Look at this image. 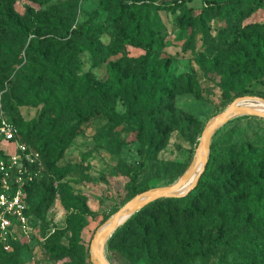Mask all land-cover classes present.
I'll return each mask as SVG.
<instances>
[{
  "label": "rangeland",
  "instance_id": "obj_1",
  "mask_svg": "<svg viewBox=\"0 0 264 264\" xmlns=\"http://www.w3.org/2000/svg\"><path fill=\"white\" fill-rule=\"evenodd\" d=\"M13 1L16 19L7 20L2 18L6 0H0V117L21 129L23 124H42L39 128L53 131L57 143L45 151L47 157L40 154L35 160H39V177L45 178L37 196L43 191L44 200L45 195L50 197L43 204L34 201L27 232L18 236L10 251L0 249V264H92L91 244L97 231L139 193L175 183L192 165L202 132L215 116L239 93L264 98V45L259 54L251 46L252 29L264 27V0L252 14L248 5L234 8L233 13L214 7L229 0H178L179 4L176 0ZM236 13L239 18L233 17ZM143 16L147 24L139 25L138 18ZM138 25L139 34L132 38ZM70 39L71 59L70 51L57 52ZM241 49L249 63L239 72L231 59ZM219 52L228 56L212 68L210 62ZM65 64L73 86L63 87L59 80L36 81L52 65ZM113 71L123 75L120 84L113 80ZM133 75L146 91L162 78L178 80L186 88L176 97V112L164 106L162 129L167 142L149 159L144 158V146L136 136L133 114L137 107L127 123L114 129L103 115L81 121L68 112L100 108L92 91L96 81L113 88L109 103L118 114H130L127 102L116 92ZM149 127L157 129L158 124L152 119ZM254 133L264 137V119L249 115L236 117L216 133L209 179L228 172L230 151L264 153L254 137L245 136ZM56 148L63 149L62 154ZM247 210L254 216L264 215V207L256 213L253 207ZM227 230L230 234L234 227L204 231L203 264H264L263 250L253 243V235L240 237L235 232L218 244L219 235ZM119 232L106 244L108 260L149 264L146 248L128 253L130 238L143 237L133 232L116 239Z\"/></svg>",
  "mask_w": 264,
  "mask_h": 264
},
{
  "label": "trees",
  "instance_id": "obj_2",
  "mask_svg": "<svg viewBox=\"0 0 264 264\" xmlns=\"http://www.w3.org/2000/svg\"><path fill=\"white\" fill-rule=\"evenodd\" d=\"M5 3L7 7L4 8L2 18L8 20L14 17L16 19V14L13 12L14 1L6 0ZM175 4H179V1L176 0ZM214 4V7L228 9V12L232 13L234 8L248 5L249 13L252 14L262 7V0H229L225 3L216 2ZM122 12L123 9L121 8L120 15H122ZM233 17L239 18L240 14H233ZM147 21L146 16L138 18L139 25L147 24ZM139 25L132 30L130 34L132 38L139 34ZM81 30L82 28L78 30L80 31L79 34H81ZM252 30L253 32L255 30L260 32V35L256 33L257 31L254 34L252 32L253 44L251 45L255 48L254 53L259 54L260 51H263V49H260V45H264V39L262 38L264 36V27H256ZM78 31H73L72 34L77 35ZM245 32L244 29L242 32L243 38L246 36ZM152 37L151 33L149 43H152ZM138 43H142V40ZM72 49L73 40L70 39L67 43H62L58 46L57 52L61 54L70 51L69 58L71 59L74 56V50ZM238 53L236 56L232 55L231 64L239 72L245 71L243 69L246 63H249L245 56L246 52L241 49ZM226 56H228L226 52H219L217 59L210 62L211 67H219L224 63ZM54 65H52L51 69H46L43 73L38 74L36 81L45 83L59 80L63 87L67 85L73 86L75 83L70 82L71 74L64 72L67 64L63 66ZM113 76L114 81L119 84L122 82L123 75L120 74V71H113ZM136 81L137 78L133 75L127 80V86H119L120 88L117 89V92L115 90L117 95L119 93V96L127 102L130 114H118L109 103V91H112L113 88L107 89L103 85L96 83V81L92 84V91L93 97L100 104V108H94V110L86 113L78 109L69 110L68 112L76 114L81 121H90L98 115H103L112 124V129H114L127 123L131 119L132 110L137 107L138 111L133 114V118L137 119L138 124L136 136L144 146V158L149 159L162 149L167 142L166 129H162L165 124V117L162 115V112L166 111L164 106L167 105L170 111L176 112V97L185 93L186 88L178 80L163 81L162 78L160 82L156 81L154 87L146 91L136 84ZM239 94L245 96L244 93ZM140 103H142L141 106H138ZM64 110H66V107ZM177 114L180 117L184 116L180 112ZM152 119L158 124L157 129L149 127ZM14 126L18 139L35 150L39 156L41 154L43 157H47L45 151H48L49 148L54 147L57 143V139L53 137V131L39 128L43 126L42 124L35 122L23 124L24 127L22 129L16 125ZM35 134L38 138L35 137ZM245 136L250 140L254 137L253 141L255 144L264 146L263 136L256 133L245 134ZM58 151L62 154L63 149L59 150L56 148V153ZM53 153L50 152L51 155ZM228 161L230 165L227 168L228 172L224 170L215 179H209L212 166V162L209 161L198 186L190 194L179 199L160 200L146 206L120 228V232L115 238H123L127 235L130 237V233L133 232L143 237V239H133V236L130 238L132 246L129 247L128 253H140L142 248H146L149 255V264H196L197 261L203 264L205 263L204 231L208 228L226 230L234 227L233 232L230 234H228L229 230H227L224 232L227 234L219 235L218 244L225 237L235 232L240 237L253 235L255 237L253 243L259 244V248H262L264 253V215L256 214L254 216L247 210L253 207L256 213L257 210H263L264 207V203H262L264 200V153L256 155L233 150L230 151ZM37 163L32 165L36 173L35 179L27 188L26 200L30 216L33 213L34 201L36 202L39 199V202L43 204L50 197L45 195L44 200L43 191L41 195L39 194V197L37 196L45 182L44 176L42 178L39 177ZM245 191H249L251 194L246 195L244 194ZM242 201H246V203ZM239 230L244 231L240 232Z\"/></svg>",
  "mask_w": 264,
  "mask_h": 264
},
{
  "label": "water",
  "instance_id": "obj_3",
  "mask_svg": "<svg viewBox=\"0 0 264 264\" xmlns=\"http://www.w3.org/2000/svg\"><path fill=\"white\" fill-rule=\"evenodd\" d=\"M263 101L264 98L245 95L236 98L225 110L215 116L204 128L195 159L190 168L173 184L149 189L125 203L95 234L91 244L92 264H112L106 256V244L114 234L134 215L146 206L160 200L186 197L197 186L210 159L211 146L216 133L238 116H254L264 119V111L244 105L245 102Z\"/></svg>",
  "mask_w": 264,
  "mask_h": 264
},
{
  "label": "built area",
  "instance_id": "obj_4",
  "mask_svg": "<svg viewBox=\"0 0 264 264\" xmlns=\"http://www.w3.org/2000/svg\"><path fill=\"white\" fill-rule=\"evenodd\" d=\"M39 154L21 142L16 128L0 117V249L10 251L18 236L27 232L30 215L27 188L36 173Z\"/></svg>",
  "mask_w": 264,
  "mask_h": 264
},
{
  "label": "bare ground",
  "instance_id": "obj_5",
  "mask_svg": "<svg viewBox=\"0 0 264 264\" xmlns=\"http://www.w3.org/2000/svg\"><path fill=\"white\" fill-rule=\"evenodd\" d=\"M246 106H249L251 108L264 111V102L263 101H251V102H244L243 103Z\"/></svg>",
  "mask_w": 264,
  "mask_h": 264
}]
</instances>
